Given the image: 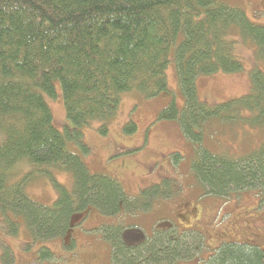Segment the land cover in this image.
<instances>
[{
  "label": "trees",
  "instance_id": "16d2710c",
  "mask_svg": "<svg viewBox=\"0 0 264 264\" xmlns=\"http://www.w3.org/2000/svg\"><path fill=\"white\" fill-rule=\"evenodd\" d=\"M239 39L255 46L263 64L249 71L248 93L219 104L200 100L197 77L243 69L235 54ZM169 56L184 105L179 110L171 101L157 119H177L183 136L198 143L191 164L195 178L209 195L255 190L264 198V142L236 157L202 144L206 122L238 119L240 109L249 112L243 119H255L258 112L263 123L264 26L223 0H0V213L11 232L19 219L35 238L63 237L80 223L76 216L92 208L113 218L169 198L168 180L127 196L114 177L89 172L67 144L74 141L87 152L79 128L112 117L122 94L134 91L149 99L167 92ZM57 88L67 119L64 131L53 122L44 96L54 97ZM125 128L132 131L135 125ZM18 165L39 173L49 167L69 172L71 188L57 185L52 204L39 203L23 180H11ZM126 227L115 223L102 231L111 250L108 264L161 263L198 250L197 243L186 246L173 233L129 248L122 236ZM206 264H264V249L222 243Z\"/></svg>",
  "mask_w": 264,
  "mask_h": 264
},
{
  "label": "rangeland",
  "instance_id": "374dc122",
  "mask_svg": "<svg viewBox=\"0 0 264 264\" xmlns=\"http://www.w3.org/2000/svg\"><path fill=\"white\" fill-rule=\"evenodd\" d=\"M223 1L241 9L249 21L264 26V0ZM255 49L250 41L239 39L235 54L243 69L197 77L195 84L199 99L219 104L247 94L250 89L249 71L253 67L263 68ZM165 74L167 92L149 99L134 91L124 93L112 117L93 119L82 125L79 130L87 152H83L74 141L67 144L80 154L89 172L114 177L127 196L135 197L142 189L168 180L169 188L173 190L167 191L169 198L153 199L148 207L143 204L144 209L113 218L104 217L92 208L77 215L74 221L81 220L80 223L63 237L51 239L33 237L19 219L18 227L11 232L0 213V264H108L111 254L103 230L113 229L117 223L135 229L133 234L125 232L127 235L142 238L155 223L169 222L172 225L169 231H174L178 228L174 222L178 223V217L190 203L203 207L201 220L196 223L203 235L199 233L200 236L193 238L184 234L181 237L186 246L192 247L197 243L198 250H190L193 255L200 248L203 254L204 247L210 250L229 240L264 249V198H259L260 194L255 190L233 191L228 197L206 194L205 187L191 169L198 143L183 136L177 119H157L159 112L171 101L179 110L184 105V94L171 56ZM44 96L53 122L60 126V131H64L61 126L67 119L60 89H56L54 97ZM237 113L239 118L235 120L206 122L202 144L212 151L236 157L264 142V121L259 124L258 112L254 113L256 118L250 120L243 119L249 115L247 110L240 109ZM130 122L135 125L132 131L125 128ZM21 165L15 172L17 177L11 180H23L25 191L39 203L52 204L58 195L57 185L71 188L72 175L69 172L49 167L39 173L31 165ZM255 213L262 215L256 217ZM44 249L50 250L51 255L45 254Z\"/></svg>",
  "mask_w": 264,
  "mask_h": 264
},
{
  "label": "flooded vegetation",
  "instance_id": "af4514ba",
  "mask_svg": "<svg viewBox=\"0 0 264 264\" xmlns=\"http://www.w3.org/2000/svg\"><path fill=\"white\" fill-rule=\"evenodd\" d=\"M203 208V207H202ZM202 208L199 205H193V204H188L185 206V209L182 214V216L180 215L178 217V223L175 224L174 222V226L178 227L177 230H175L176 232H172L169 231L172 227L171 223L169 222H158L154 224V227L152 226L153 229H150L148 231H145L144 237H135L131 236V235H127V234H133L135 233V229H129L126 227V232L129 233H125L123 235L125 242L127 244V246L129 248H136L137 245L139 244H143V243H148L149 241H152L154 239H156L158 236L164 235V234H172L173 235H177L178 238H181L182 235H187L188 237H197L199 235V233H201L200 235H202V230L197 226V222L201 220V216H202ZM148 211V210H147ZM256 217L261 216L262 213H255ZM188 221V222H185ZM184 223H186L184 226H182ZM199 231V232H198ZM138 232V231H136ZM168 232V233H167ZM141 233V232H140ZM199 235V236H200ZM184 239V238H182ZM198 239V238H197ZM228 242H234V243H240L239 241H234V240H229ZM195 244V243H193ZM196 247V246H195ZM195 247L193 249H195ZM206 248V247H205ZM204 248V253L202 254V252H198L196 255L191 256H187L186 257H174L172 259H168L165 260L163 259L161 263H152L153 261H149V263H145V264H201V262H205L204 264H206L207 260L212 256V249L208 250L207 248ZM208 250V252H206ZM110 254H111V250H110ZM165 261V262H164Z\"/></svg>",
  "mask_w": 264,
  "mask_h": 264
},
{
  "label": "crops",
  "instance_id": "0c3cea01",
  "mask_svg": "<svg viewBox=\"0 0 264 264\" xmlns=\"http://www.w3.org/2000/svg\"><path fill=\"white\" fill-rule=\"evenodd\" d=\"M110 247L108 246V249H109Z\"/></svg>",
  "mask_w": 264,
  "mask_h": 264
}]
</instances>
